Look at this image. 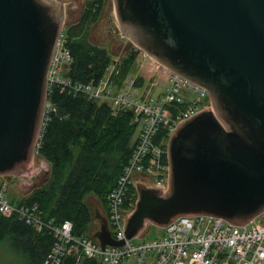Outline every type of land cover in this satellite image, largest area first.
I'll return each mask as SVG.
<instances>
[{
    "label": "water",
    "instance_id": "95a60500",
    "mask_svg": "<svg viewBox=\"0 0 264 264\" xmlns=\"http://www.w3.org/2000/svg\"><path fill=\"white\" fill-rule=\"evenodd\" d=\"M114 5L119 37L205 88L213 106L169 136V190L138 184L126 238L147 221L165 227L181 216L250 223L264 211V0ZM64 18L56 0H0V177L25 175L39 160L48 70ZM95 238L102 248L126 242L112 237L106 219Z\"/></svg>",
    "mask_w": 264,
    "mask_h": 264
},
{
    "label": "built area",
    "instance_id": "2783aa9c",
    "mask_svg": "<svg viewBox=\"0 0 264 264\" xmlns=\"http://www.w3.org/2000/svg\"><path fill=\"white\" fill-rule=\"evenodd\" d=\"M68 43L62 33L50 63L48 97L36 154L50 115L57 111L49 99L54 87L75 96L82 95L94 103L107 102L113 115L132 111L139 135L108 198L109 228L116 240H126L122 247L102 248L88 236H76L70 221H45L38 204L13 206L4 192L6 183L0 186L1 216L17 217L36 232L48 230L53 236L51 251L43 264H63L69 256L85 257L101 264H121L125 259L128 264H264V211L244 226L212 216H181L163 228L164 235L160 238L139 243L126 239V215L131 216L135 211L137 184L169 189V136L183 121L212 107L209 93L145 53L139 55L138 63L152 80L147 93L137 87V76L117 88L113 80L115 66L109 67L99 81H74L67 76L74 62ZM153 89L159 90L155 97L151 96Z\"/></svg>",
    "mask_w": 264,
    "mask_h": 264
},
{
    "label": "trees",
    "instance_id": "16d2710c",
    "mask_svg": "<svg viewBox=\"0 0 264 264\" xmlns=\"http://www.w3.org/2000/svg\"><path fill=\"white\" fill-rule=\"evenodd\" d=\"M80 20L66 29L73 66L74 81H99L108 67L116 65L114 82L118 87L136 70L137 50L116 58L88 40L89 27L101 16L104 0L89 3ZM57 111L51 113L39 149V158L51 164L48 184L32 191L21 203L38 204L45 221L73 223L76 236L94 238L92 213L85 202L93 194L105 205L136 144L137 126L133 112L113 115L108 103H94L82 95L75 96L54 87L49 95ZM10 232L28 246L34 264H43L51 251L53 236L36 232L17 217L0 215V240ZM63 264H99L85 257L69 256Z\"/></svg>",
    "mask_w": 264,
    "mask_h": 264
},
{
    "label": "rangeland",
    "instance_id": "374dc122",
    "mask_svg": "<svg viewBox=\"0 0 264 264\" xmlns=\"http://www.w3.org/2000/svg\"><path fill=\"white\" fill-rule=\"evenodd\" d=\"M72 1L75 2V5L73 9L70 11L68 10L67 12L68 16L66 15L64 19L62 27L63 30L73 26L74 23L76 24L86 9L85 0ZM113 34L118 38H115ZM120 34L121 30L117 27L116 22L114 0H104L101 16L89 27L88 40L92 44L107 49L111 55L118 58L122 54L121 49H123L124 45L129 42L126 38H120ZM134 49L135 48H133V50ZM139 71V65L136 61V70L133 71L127 78L135 76ZM158 89H154L153 94L151 95L152 97L157 96L159 93ZM135 136L137 138L138 132ZM41 164L42 163L36 159L32 167L25 175L12 177L11 179L0 177V186L7 182V185L4 187V192L13 206L21 205V201L28 197L33 190L46 186L44 183V166ZM85 202L91 209L92 221L95 223L91 232L94 233L95 230L99 228V221L96 218V205L99 203V200L93 194H89L86 197ZM141 234L142 236L135 237L133 239L134 243L148 242L160 238L164 235V231L162 227L147 221L140 235ZM15 236V233L10 232L4 239L0 240V264H34L30 248L28 246H24L23 243L19 242V239ZM128 262L129 261L125 259L121 262V264H128Z\"/></svg>",
    "mask_w": 264,
    "mask_h": 264
},
{
    "label": "crops",
    "instance_id": "0c3cea01",
    "mask_svg": "<svg viewBox=\"0 0 264 264\" xmlns=\"http://www.w3.org/2000/svg\"><path fill=\"white\" fill-rule=\"evenodd\" d=\"M144 85H145V81H144ZM39 161L42 163L41 165L44 166V172H45L44 173V176H45V182L44 183L47 185L49 180H50V177H51L52 167H51V164L48 163L44 159H40ZM95 197L98 198L97 196H95ZM98 200H99V198H98ZM96 208H97L96 218L99 221V228H100L103 220L106 219V217H107V209H106L105 205L100 200H99V203L96 205ZM93 226H95V223H93V221H92L91 229L93 228ZM99 228L97 230H95L94 233H97L100 230Z\"/></svg>",
    "mask_w": 264,
    "mask_h": 264
},
{
    "label": "flooded vegetation",
    "instance_id": "af4514ba",
    "mask_svg": "<svg viewBox=\"0 0 264 264\" xmlns=\"http://www.w3.org/2000/svg\"><path fill=\"white\" fill-rule=\"evenodd\" d=\"M56 1L61 2V3L64 4V7H65V17H66V15H67L68 10L70 11L71 9H73V8H74V5H75V2L72 1V0H56ZM85 1H86V3H85V7L87 8V7H89V6H88L89 3L92 2L93 0H85ZM70 14H71V13H70ZM67 16H68V15H67ZM64 19H65V18H64ZM123 37H124V36H123ZM133 48H134V46L130 47V46H129V42H128L127 44L124 45V48L121 49L122 54L129 53L130 51L133 50Z\"/></svg>",
    "mask_w": 264,
    "mask_h": 264
}]
</instances>
